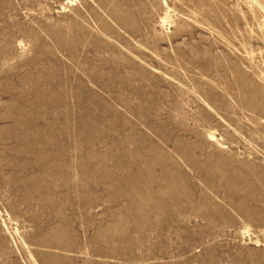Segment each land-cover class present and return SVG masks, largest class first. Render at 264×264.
Listing matches in <instances>:
<instances>
[{"label": "rangeland", "instance_id": "1", "mask_svg": "<svg viewBox=\"0 0 264 264\" xmlns=\"http://www.w3.org/2000/svg\"><path fill=\"white\" fill-rule=\"evenodd\" d=\"M0 264H264V0H0Z\"/></svg>", "mask_w": 264, "mask_h": 264}]
</instances>
